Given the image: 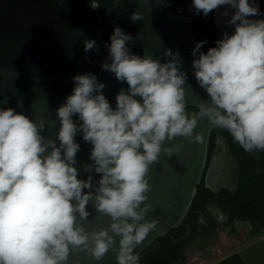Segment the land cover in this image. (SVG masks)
<instances>
[{
  "label": "clouds",
  "instance_id": "clouds-1",
  "mask_svg": "<svg viewBox=\"0 0 264 264\" xmlns=\"http://www.w3.org/2000/svg\"><path fill=\"white\" fill-rule=\"evenodd\" d=\"M191 5L205 17L219 12L233 29L207 51H202L207 41L192 49L194 77L208 97L195 105L198 111L187 110L191 85L179 53L165 49L164 59L135 54L129 43L135 45L138 38L118 26L105 45L108 59L101 66L127 84L116 94L115 108L103 94L105 84L92 73L72 78V93L55 110V139L42 134L43 119L37 123L15 108L0 107V264H68L70 255L79 253L99 262L110 251L116 264H140L135 249L158 225L157 219H146L153 211L148 202L151 166L162 153L171 158L181 151L183 143L172 141L182 137L203 145L204 134L195 130L207 121L245 152H264V19L256 18L262 15L259 4L191 0ZM90 7L99 4L92 0ZM130 19L142 20V15L134 12ZM97 49L95 39L84 45L85 52ZM78 134L91 145L90 162L82 165L86 178H80L77 166ZM89 205L109 218L106 228L85 229ZM208 212L218 223L227 219L218 206ZM199 223H206L203 215Z\"/></svg>",
  "mask_w": 264,
  "mask_h": 264
},
{
  "label": "water",
  "instance_id": "water-1",
  "mask_svg": "<svg viewBox=\"0 0 264 264\" xmlns=\"http://www.w3.org/2000/svg\"><path fill=\"white\" fill-rule=\"evenodd\" d=\"M169 1L157 4V0H103V9L93 14L86 9L87 0H0V107L15 108L37 123L43 119L45 129L42 134L55 139L59 128L55 110L72 93V78L77 74L92 73L105 84L103 94L115 108L116 94L122 88L127 90V84L117 81L112 73L87 65L82 57L81 39L102 36L110 43V36L117 26L138 38L135 45L129 43L135 54L143 56L147 52L153 58L164 59L165 49L178 52L182 69L188 74L187 84L191 85L186 89L188 106L195 107L201 99L207 100L206 92L195 80L192 67L194 57L191 52L197 43L193 19L168 9ZM134 12L141 13L142 20L132 22L130 17ZM211 129L207 121L200 122L195 131L204 134L203 145L178 137L171 143L182 142L181 151L171 158L162 153L159 163L151 166L148 202L153 211L146 219H157L158 225L135 249L139 254L184 220L205 168ZM76 141L81 145L77 154L80 178H86L82 165L90 162L91 145L79 134ZM166 146H170L169 142ZM216 148L207 170V186L214 191L221 188L234 190L238 186L236 161L228 152L229 145L223 136L217 139ZM169 204L172 206L168 207ZM89 211L91 215L83 221L86 230L107 227L108 217H100L91 205ZM208 240L209 243L213 240L208 233L196 236L185 252ZM68 264H116V260L111 251L99 262L79 253L71 254ZM214 264H264V235Z\"/></svg>",
  "mask_w": 264,
  "mask_h": 264
},
{
  "label": "flooded vegetation",
  "instance_id": "flooded-vegetation-1",
  "mask_svg": "<svg viewBox=\"0 0 264 264\" xmlns=\"http://www.w3.org/2000/svg\"><path fill=\"white\" fill-rule=\"evenodd\" d=\"M92 0H87L86 9L90 13H98L104 7L103 0H95L96 3L99 4V8L92 9L90 7V3ZM259 4L260 11L262 15L260 19H264V0H257ZM167 8L172 10L175 13L181 15L191 16L193 19L192 27L193 33L196 39V42L199 41H207L204 45L202 51H207L209 47L215 46V41L222 38L223 32L226 30L231 32L233 29L230 26H227L224 22V18H222L219 12L210 13L207 17L203 16V14H196L195 10L192 8L191 0L182 1V0H171L167 4ZM223 9H221L222 11ZM89 39H95L98 45L97 50H89L88 52L84 51V45ZM109 43L102 36H85L81 39L82 46V57L87 65L95 70H101L102 64L105 62V56L108 51L105 45ZM189 109L198 110L196 107L188 106ZM214 128L211 129L207 150V159L205 168L200 180L199 184H203V188L199 192L197 187V191L193 202L184 218V220L176 227L171 228L165 235L155 239L152 243L148 244L140 253V258L144 259L145 262H150L153 260V255L159 254V252L164 253L165 250L159 249L161 243L170 242L173 245H178L183 243L182 248L180 249L181 262L175 261L172 264H185L188 259L193 255H207L210 250H212L215 246V243L218 238L219 229L223 225L234 226L237 221L247 222L250 227L251 224L248 221L234 219L232 217L227 216V219L223 223H218L215 218H213L208 209L211 207L218 206L221 209V203L227 205V207H232L235 205L236 200L239 196V186H240V178L246 175V171L248 174V170L246 167L241 166L236 157V153L246 155V152L242 148H233L230 145L228 138L221 132L212 133ZM213 134V137H212ZM223 136L229 145L228 152L233 156L236 161L237 168V178H238V186L236 189L231 190L228 188H221L218 191H214L207 186V170L210 165L211 158L217 152V139ZM264 155V152L260 153ZM246 159V156H245ZM260 160L264 161V156L260 157ZM262 170L260 174H264V163L262 164ZM198 184V185H199ZM197 185V186H198ZM198 192L200 193L198 196ZM203 215L206 223H199V217ZM252 230V227L251 229ZM210 234V239L213 238L212 242L209 243V240L202 243L198 247L194 248L191 251L185 252L186 246L198 235L200 234ZM264 235V234H262ZM253 237L251 241L261 237ZM211 241V240H210ZM250 241V242H251ZM172 245V246H173ZM185 252V254L183 253Z\"/></svg>",
  "mask_w": 264,
  "mask_h": 264
},
{
  "label": "trees",
  "instance_id": "trees-1",
  "mask_svg": "<svg viewBox=\"0 0 264 264\" xmlns=\"http://www.w3.org/2000/svg\"><path fill=\"white\" fill-rule=\"evenodd\" d=\"M216 132L223 133L233 148H241L226 131L214 128L212 133L214 134ZM263 156L260 153L256 155L247 152L246 155L236 153L239 163L241 166L246 167L248 174L246 171V175L240 178L239 196L235 205L227 207L224 204L225 202L221 203V210L226 217L229 216L234 219L248 221L251 224L252 230L250 231L249 237H258L264 234V174H260L262 164L264 163L263 160H260V157ZM197 187L200 192L203 184H199ZM199 192L198 196L200 194ZM233 229L236 231L237 227L234 225ZM172 245L170 240L161 243L159 249H163L165 252H159V254L153 255V260L150 262H145L144 259L140 258V264H172L175 261L181 262L180 249L183 243Z\"/></svg>",
  "mask_w": 264,
  "mask_h": 264
},
{
  "label": "rangeland",
  "instance_id": "rangeland-1",
  "mask_svg": "<svg viewBox=\"0 0 264 264\" xmlns=\"http://www.w3.org/2000/svg\"><path fill=\"white\" fill-rule=\"evenodd\" d=\"M235 226L237 227L236 231L233 226L223 225L220 227L214 248L207 255L191 256L185 264H214L248 244L253 238L249 237L250 225L247 222L237 221Z\"/></svg>",
  "mask_w": 264,
  "mask_h": 264
}]
</instances>
